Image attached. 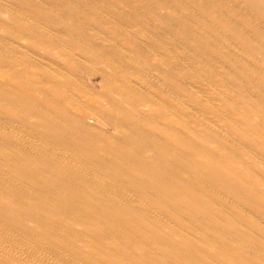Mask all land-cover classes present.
<instances>
[{"label":"bare ground","instance_id":"6f19581e","mask_svg":"<svg viewBox=\"0 0 264 264\" xmlns=\"http://www.w3.org/2000/svg\"><path fill=\"white\" fill-rule=\"evenodd\" d=\"M0 264H264V0H0Z\"/></svg>","mask_w":264,"mask_h":264}]
</instances>
